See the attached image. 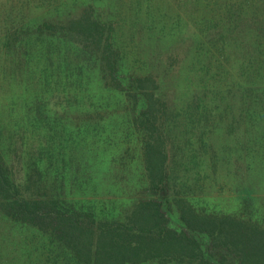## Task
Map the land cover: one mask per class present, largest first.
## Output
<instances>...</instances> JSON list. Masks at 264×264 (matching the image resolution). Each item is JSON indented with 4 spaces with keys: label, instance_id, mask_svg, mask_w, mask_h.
<instances>
[{
    "label": "trees",
    "instance_id": "obj_1",
    "mask_svg": "<svg viewBox=\"0 0 264 264\" xmlns=\"http://www.w3.org/2000/svg\"><path fill=\"white\" fill-rule=\"evenodd\" d=\"M0 264H264V0H0Z\"/></svg>",
    "mask_w": 264,
    "mask_h": 264
}]
</instances>
